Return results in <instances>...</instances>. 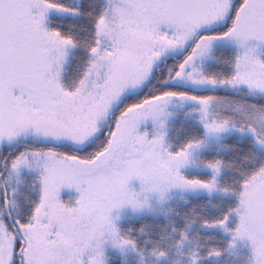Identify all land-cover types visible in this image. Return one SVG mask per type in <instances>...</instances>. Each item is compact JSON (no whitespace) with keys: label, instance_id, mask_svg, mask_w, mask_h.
Returning <instances> with one entry per match:
<instances>
[{"label":"snow or ice","instance_id":"obj_1","mask_svg":"<svg viewBox=\"0 0 264 264\" xmlns=\"http://www.w3.org/2000/svg\"><path fill=\"white\" fill-rule=\"evenodd\" d=\"M0 264H264V0H0Z\"/></svg>","mask_w":264,"mask_h":264}]
</instances>
